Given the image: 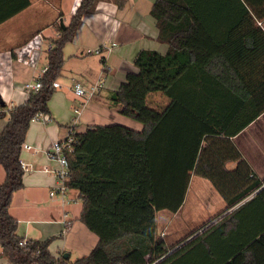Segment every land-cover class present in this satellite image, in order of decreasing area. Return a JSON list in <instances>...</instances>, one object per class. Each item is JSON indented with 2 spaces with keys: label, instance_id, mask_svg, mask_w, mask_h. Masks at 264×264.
I'll return each mask as SVG.
<instances>
[{
  "label": "trees",
  "instance_id": "obj_1",
  "mask_svg": "<svg viewBox=\"0 0 264 264\" xmlns=\"http://www.w3.org/2000/svg\"><path fill=\"white\" fill-rule=\"evenodd\" d=\"M99 1L103 0H81L68 24L64 28L58 25L46 50L41 87L29 92L25 102L0 111V119L8 116L0 128L4 173L0 182V255L10 264H130L128 257L134 252L149 255V263L158 259L155 264H175L173 257L183 247L168 253L171 248L156 235L154 214L179 208L188 170L210 180L227 206L258 185L241 189L229 200L231 189L220 185V177L210 167L201 166L198 150L203 134H235L264 110V91L248 87L252 74L264 63V31L256 24L264 16L256 9L263 1L239 0L237 19L228 28L226 39L216 42L191 2L155 0L151 15L158 40L168 49L164 54L139 51L134 59L137 71L128 73L111 97L118 112L140 122L142 130L120 124L89 126L75 131L74 149L67 155L65 185L77 190L81 201L77 220L97 237L96 244L88 254L70 262L63 256L54 257L49 250L51 241L62 237L69 226L43 240H24L18 235V221L9 207L14 192L24 186L20 152L26 132L35 114L49 112L48 100L55 90L52 83L61 74L63 47L73 39L82 16L92 14ZM110 1L122 9L127 0ZM29 3L27 0L21 7ZM151 97L160 102L150 101ZM250 100L253 106H248ZM185 118L197 124L190 136L183 133ZM228 119L235 121L231 130L222 128ZM180 169L178 176L170 174ZM180 177L176 196L174 185Z\"/></svg>",
  "mask_w": 264,
  "mask_h": 264
},
{
  "label": "crops",
  "instance_id": "obj_2",
  "mask_svg": "<svg viewBox=\"0 0 264 264\" xmlns=\"http://www.w3.org/2000/svg\"><path fill=\"white\" fill-rule=\"evenodd\" d=\"M26 1L0 0L1 111L25 102L28 93L21 89V85L34 80L46 65L47 58L43 61V57L46 56L50 38L57 32L52 23L54 19L44 22L39 13H44L46 7L53 4L58 11L56 21L60 23L62 19L64 22V14L60 12L62 8H68L72 15L81 2L28 0L30 3L22 8ZM188 1L214 40L223 42L228 28L240 13L239 0ZM262 1L256 8L259 13L264 12ZM154 2L127 0L119 9L110 0L99 1L92 14L82 16L73 39L64 45L61 72L70 73L67 88L62 90L61 83L56 80L59 87L48 100L49 112L44 114L48 120L30 122L24 143L31 148H21L20 152V160L29 170L24 172V186L13 194L9 212L17 219V233L24 239L43 240L56 236L63 229V214L73 217L71 212L62 209L56 218V214L43 206L48 200L62 202L59 195L49 197L48 192L56 185L57 178L54 173L43 169L57 167L47 157V149L52 141L65 137L70 124L76 125L78 132L84 131L85 126L110 124L142 130L140 122L118 112V106H114L111 97L125 81L126 75L137 71L134 59L139 51L148 49L164 54L168 49L165 42L158 40V28L151 15ZM244 7L249 9L245 4ZM256 24L264 31V16L257 19ZM112 43L115 45L108 53L97 55L88 52L102 44ZM68 62L71 63L67 69ZM263 65L252 74V81L248 84L250 89L264 91ZM73 81L79 82L85 89L102 82V87L92 98L80 97L82 107L77 113L74 111L77 102L72 98L76 96ZM253 104L250 100L248 106ZM7 119V115L0 119V128ZM195 125L196 122L190 118L182 119L183 133L190 136ZM234 125V120L228 119L227 126L222 122V128L226 130L233 129ZM198 151L201 166L210 167L220 177V185L231 189L229 200H233L241 189L255 183L258 185L244 198L227 206L225 198L210 180L188 170L186 191L179 208L174 212L160 209L154 214L155 229L158 232L163 230L161 238L171 252L183 247L173 257L175 264H246V261L252 260L254 264H264V110L235 134H203ZM176 171L170 174L178 176L183 170ZM3 179L0 166V182ZM181 183L180 177L174 185L176 196ZM73 191L70 199L65 196L67 204L74 199L81 204L77 190ZM76 210L80 213L81 205ZM78 216L71 219L69 230L60 239H54L49 244L54 257L68 253V261L72 262L88 254L96 244L97 237L77 220ZM143 261L145 256L138 252L128 257L130 264H142Z\"/></svg>",
  "mask_w": 264,
  "mask_h": 264
},
{
  "label": "built area",
  "instance_id": "obj_3",
  "mask_svg": "<svg viewBox=\"0 0 264 264\" xmlns=\"http://www.w3.org/2000/svg\"><path fill=\"white\" fill-rule=\"evenodd\" d=\"M115 43H112L111 45H106L102 44L96 49H89L88 52H92L94 54H102V53H108L111 51ZM50 47V44L49 46ZM46 71V67H43L42 70L40 71L39 75L34 78L31 82L24 83L21 85V89L25 91L26 93L37 91L41 87V82H40V77L41 75ZM52 86L54 88L59 87L58 82L54 81L52 83ZM102 87V82L98 81L94 84H92L88 89H85L79 82H74L73 84V91L77 97H86V98H92L98 90ZM82 104L81 103H75L74 104V111L77 113L79 109H81ZM0 111H1V106H0ZM46 121L48 120L44 114L42 113H37L34 115V117L31 119V121ZM75 127L76 125L70 124L68 128V133L65 135L64 138L60 140H54L52 141L47 149V157L56 163L57 167L56 168H44L43 170L46 172H52L55 174L57 178V183L54 187H52L48 195L49 197H53L55 195H59L62 199V203H67L68 200L65 198V193L67 191V187L65 185V180L67 179V176L69 174V165L67 161V155L71 154L74 149V143H75V138H74V133H75ZM22 148L24 149H30L31 146L28 144L23 143ZM20 165L21 168L23 169L24 172L29 170V167L20 160ZM62 224L63 228L65 226H69L71 223V218L68 216L67 213L63 214V219H62ZM155 224V221H154ZM160 236H164V232H160ZM25 240V239H24ZM25 242V241H23ZM171 250L168 251L170 253ZM158 261L155 260L152 263H149V255L145 256V262L146 264H155Z\"/></svg>",
  "mask_w": 264,
  "mask_h": 264
},
{
  "label": "rangeland",
  "instance_id": "obj_4",
  "mask_svg": "<svg viewBox=\"0 0 264 264\" xmlns=\"http://www.w3.org/2000/svg\"><path fill=\"white\" fill-rule=\"evenodd\" d=\"M60 12H62V14H64L65 19H64V22L63 23H64V25H66V23L69 21L70 16H71L70 15V10L64 6L62 8V11H60ZM57 15H58V11H56V7L53 4H50L48 7H46V10H45L44 13L43 12L42 13H39V17L44 22H47L49 20L54 19L52 23H53V26H54V29H55L56 32H57L58 25L60 24V23H58L56 21V16ZM45 60H46V56L43 57V61H45ZM70 63L71 62H68L66 64L67 69L69 68V64ZM69 75H70L69 72H66V71L65 72H61L60 76L57 78L58 81L62 85V88H61L62 90H64V89L67 88L66 87V82H67V79H68ZM72 88H73V83H72ZM72 98H73L74 101L76 100L75 102H77V103L79 102L80 103V100H82V98H84V97L80 98V97L74 96ZM151 100H154V102H160L159 101L160 99H158V97H155V98L151 97L150 98V101ZM84 128L86 129L87 126H85ZM73 193H74L73 189H69V190H67V193H66L67 195L66 196L70 199L72 197ZM46 200H48V199H46ZM43 204H44L43 206H45L47 208V210L50 209L52 211V213L56 214V218H58L59 217V214L62 213V209L68 210V212L69 213L71 212L72 215H73V217L71 219H73V218H75V216L77 217L79 215V211L76 210V208L81 205L79 203V201H75V199H74V201H71L70 200L69 204H67V203H63L62 204V202L59 201V200H56V201L55 200H48V201L44 202ZM11 212H13V210H11ZM155 227H157V226H155ZM161 231L163 232V230H161ZM161 231L158 232V230L157 231L155 230L156 235L157 236H160V232ZM55 239H60V237L55 238ZM169 239H170V236L167 238V240H169ZM53 245H54V243H53ZM168 247H169V245H168ZM0 253H1V248H0ZM74 256H75V254H73V257ZM8 263L9 262L3 256L0 255V264H8Z\"/></svg>",
  "mask_w": 264,
  "mask_h": 264
},
{
  "label": "water",
  "instance_id": "obj_5",
  "mask_svg": "<svg viewBox=\"0 0 264 264\" xmlns=\"http://www.w3.org/2000/svg\"><path fill=\"white\" fill-rule=\"evenodd\" d=\"M59 22H60V26H61L62 28H64L65 25H64L62 19H61ZM0 104L3 105L2 100H0ZM67 257H68V253H64L63 258H67Z\"/></svg>",
  "mask_w": 264,
  "mask_h": 264
}]
</instances>
